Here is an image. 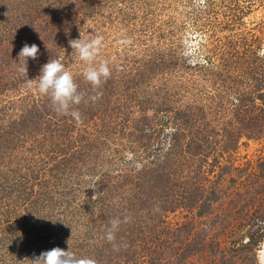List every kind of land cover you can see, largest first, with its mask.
I'll use <instances>...</instances> for the list:
<instances>
[{
  "label": "rangeland",
  "instance_id": "rangeland-1",
  "mask_svg": "<svg viewBox=\"0 0 264 264\" xmlns=\"http://www.w3.org/2000/svg\"><path fill=\"white\" fill-rule=\"evenodd\" d=\"M202 1L0 0V264H31L56 247L98 264L110 253L129 264H264L263 141H243L229 168L215 172L220 179L206 176L203 190L183 195L184 204L177 206L175 194L148 204L149 192H164L151 177L159 171L148 169L162 161L179 129L164 103L195 105L192 97L172 93L201 81L179 66L192 67L204 56L196 48L209 25L193 23L206 15ZM212 1L218 17L230 15L225 0ZM256 9L244 22L261 19ZM80 36L103 38L96 62L109 61L112 74L98 100L75 106L83 121L77 123L57 115L38 81H26L59 59L86 99L96 95L83 78L85 62L68 45ZM25 43L40 49L37 60H28V78L18 61ZM175 60L178 76L162 69ZM189 161L173 165L177 193L193 183L199 164ZM237 184L241 191H234ZM114 218L122 223L107 242ZM87 223L95 224L91 240ZM135 230L144 233L136 251L128 245Z\"/></svg>",
  "mask_w": 264,
  "mask_h": 264
},
{
  "label": "trees",
  "instance_id": "trees-1",
  "mask_svg": "<svg viewBox=\"0 0 264 264\" xmlns=\"http://www.w3.org/2000/svg\"><path fill=\"white\" fill-rule=\"evenodd\" d=\"M202 3L208 9L206 15L204 14V19L195 18L193 23L209 25L208 38L204 41L200 39V47L196 48L198 55L204 56H200L196 64L190 65L192 67L179 66L185 67V71L192 76L197 72L196 74L201 76V81L197 82L195 79L197 82L195 85L175 87L172 93L173 96L192 97L195 105L188 104L185 107L181 104L177 109L170 106V100L164 103L165 112L173 113L179 129L172 134V142L170 141V145L165 149L162 161L152 162L155 168L148 169L149 173L159 171V175L151 174V177L156 180L157 186L160 185L161 191H164L162 194L149 192L151 196L148 199L149 205L161 204L155 200L156 196L162 200L171 194H175L178 203L174 202L178 204L177 206L184 204L188 197L183 195L189 193L190 189L203 190L204 182L210 181L206 176L211 174L220 179L219 174L215 172L218 170L223 172L229 168L236 159L239 145L243 141L264 142V0H225L223 7L226 10L228 7L230 15L224 17H218L214 12L216 5L214 6L212 0H203ZM255 8L262 10L261 19L249 25L243 18L255 11ZM148 20L151 23L153 21L150 18ZM197 29L199 30V27ZM162 37L164 42L166 37L164 35ZM168 42L165 41L164 44ZM174 64H177V60L174 63L173 61L165 63L162 69L171 72L173 76H178L181 73L178 74L179 67H174ZM187 81L191 82L189 79ZM190 159L197 160L199 164L195 168L193 178H190V182L193 180V183L188 190L182 189L177 193L174 188L177 187L179 180L174 176L173 165L185 160L188 163ZM178 166L182 167L180 164ZM105 177L109 179L106 174ZM182 185L185 186L186 183ZM238 186L237 184V187H234V191H241L237 189ZM187 204L190 206L189 201ZM261 215L264 216V211ZM160 222L165 223L161 218ZM94 225L87 223L89 227L87 235L90 240L94 235ZM143 234L139 230L137 233L136 230L131 233L133 240L128 241L131 250L136 251V245L143 238L141 237ZM142 254H138L139 261L144 258ZM112 259L114 260L112 264L131 262L128 257L112 256L110 253L106 264H110ZM99 262L100 260H97L96 264Z\"/></svg>",
  "mask_w": 264,
  "mask_h": 264
},
{
  "label": "clouds",
  "instance_id": "clouds-1",
  "mask_svg": "<svg viewBox=\"0 0 264 264\" xmlns=\"http://www.w3.org/2000/svg\"><path fill=\"white\" fill-rule=\"evenodd\" d=\"M131 43L130 40L121 41V44ZM68 45L78 58L85 62L86 67L83 71V78L87 81L96 95L88 96L79 90V85L74 80L72 73L68 70L65 63L59 59H50L41 67L40 75L36 79L28 78V60L38 59L40 49L36 44L27 43L21 48L18 54V61L22 62L19 71L26 76L27 84L31 86L34 81H38L39 92L50 97L53 110L60 116H69L77 123H82L81 113L75 106L81 103H87L89 100L93 103L100 98L98 91L104 83L111 77V68L109 61L101 60L97 63V57L100 55L103 47V38L100 36L70 39ZM95 196V195H94ZM93 196V197H94ZM123 222H127V218ZM122 221L120 218H114L109 221L110 227L106 233V240L113 242L116 239V232L119 230ZM31 264H96L91 258H77L69 249L63 250L59 247L49 251L42 252L31 260Z\"/></svg>",
  "mask_w": 264,
  "mask_h": 264
}]
</instances>
